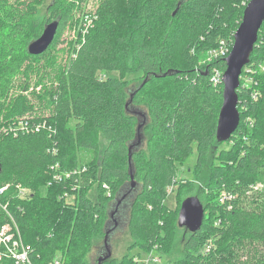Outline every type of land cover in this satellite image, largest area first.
<instances>
[{"label": "trees", "instance_id": "obj_1", "mask_svg": "<svg viewBox=\"0 0 264 264\" xmlns=\"http://www.w3.org/2000/svg\"><path fill=\"white\" fill-rule=\"evenodd\" d=\"M86 1L53 0V15L39 20L35 1L0 0V190L5 189L0 193V233L6 226L17 228L32 264H88L92 240L99 230L105 234L110 205L129 186L132 166L141 189L128 226L136 221L145 225L154 244L165 239L161 218L170 189L188 184L177 180L176 164L194 153L196 143L197 168L202 169L217 146L229 143L210 179L225 192L218 198L220 214L204 220L196 233L185 231L184 254L176 264H264V76L259 79L257 73L264 65V24L241 75L239 127L222 143L216 128L223 84L212 79L213 68L226 69V58L217 52L222 42L232 48L251 0H101L86 32L57 49L67 29L82 25ZM56 20L59 28L50 48L30 55L28 45ZM24 31L30 36L17 57L16 41ZM43 58L45 70L39 76L34 65ZM107 72L120 77L105 79ZM33 73L49 84L39 96L41 107L26 119L33 107L23 99L9 103L4 113L8 104L2 100L16 78ZM129 74L143 75L130 107L147 108L149 118L145 147L134 151L132 161L129 148L139 120L126 108L129 83L122 77ZM69 119L76 122L73 127ZM80 150L93 152V167L80 162ZM56 165L57 173L71 176L55 181ZM21 190L27 191L25 197ZM247 191L252 199L239 202L238 194ZM105 215L103 232L98 221ZM0 264L17 263L4 256ZM104 264L136 262L127 255Z\"/></svg>", "mask_w": 264, "mask_h": 264}, {"label": "rangeland", "instance_id": "obj_2", "mask_svg": "<svg viewBox=\"0 0 264 264\" xmlns=\"http://www.w3.org/2000/svg\"><path fill=\"white\" fill-rule=\"evenodd\" d=\"M15 1V0H10ZM24 1V0H23ZM26 1V0H25ZM29 1H35V3L38 4L40 15L39 20L43 19H49L53 13L50 12V3L53 0H29ZM101 0H87L82 6L83 11L87 15H83L81 22L83 21L82 25L79 26V24H75V26H72L71 28L67 29L62 37L61 44L58 45L57 49L66 48L70 42H74L78 38V34L82 33V35L86 32L89 25L93 23L97 19L96 16V10L98 7V4ZM3 17L4 12L0 13V34L2 37V33L4 31V25H3ZM81 28L83 29L81 32ZM30 36L28 32L24 31L17 39L16 43L18 44V51L16 53V56H20L23 52V47L25 44L26 38ZM0 37V43L3 42V38ZM70 47V46H69ZM62 55V53H60ZM64 56V60H65ZM10 59V57H9ZM45 62L46 58H43L36 62L34 65L35 68L40 69L39 76L42 75V73L45 70ZM259 72V73H258ZM260 79V75L264 76V65L260 67L257 71ZM140 74H132V75H123L124 81H127L129 83L128 88V95L130 94V91L134 90L138 85L139 81L141 80ZM118 78L120 77L118 72H107L103 73V78ZM249 77L245 76V79H248ZM260 83H262L260 81ZM49 88V84L46 82L42 83L40 79H38V74H31L30 78L26 79V77H21V75L16 78L14 87L9 94L7 99H3L8 105L6 106V110L4 113H6L10 108L11 105L9 103L17 101L18 104L22 102L23 99H26L29 105H32V109H30L28 112L26 111L24 118L29 119L31 116L36 113L35 111L41 107V102L39 101V96L44 94L46 92V89ZM260 87V92H261ZM261 94V100H264V93ZM142 112H147V108L140 107L139 108ZM35 110V111H34ZM34 111V112H33ZM43 110H41L42 112ZM43 113V112H42ZM45 113V112H44ZM43 113V114H44ZM34 116V115H33ZM75 121L73 119H69L67 125L70 127H73L75 125ZM145 137V136H144ZM147 140V137L144 138V142ZM105 144V142H103ZM230 148L229 143H223L217 146V148L214 149L212 152V156L207 164L204 165V167L197 168V156H198V150H197V144L194 145V153L182 164L177 163V180H187L188 184L186 186H182V189L179 190L178 186L175 188H171L169 191L168 197L165 199L163 204L168 208L166 210L165 217L161 218V221L163 225V234L165 239L163 240H157L152 244L153 242L150 241V238H153L152 232H146L147 229L144 225L142 228L141 224L139 222H134L133 226H128V220L129 215L131 214V207H125L120 210V212L116 215V220L118 221V227L115 229L114 234L112 233L111 236V245H112V253L113 257L116 259V261L121 262L124 260V258L129 255V257L132 258L133 263L136 262V264H176L179 259L184 254V246L187 240V234L185 233L186 230L178 227V218H179V212L181 209L182 202L188 198V197H197L201 200V202L206 205L207 210L205 213V223L208 219H214L215 217L219 216V212H217V209L219 208V200L218 198L223 199L225 192H220L216 190V186L214 185V182H212L210 179L212 177V173L214 168L217 165H221L223 163V153L224 151H228ZM81 152V163L84 165H87L89 167H93V163L96 162L95 155L93 152L88 150H80ZM222 157V158H221ZM231 155L227 156V158H230ZM215 158V159H214ZM88 167V168H89ZM87 167L84 168V170H88ZM262 187V186H261ZM97 188V184L94 183L91 189L89 190V194L93 197L95 195V191ZM249 195H252L251 192H242L239 193V202L242 201H250L252 198H249ZM223 202V201H222ZM149 206H146L144 208L148 209ZM139 213V212H138ZM143 213V212H141ZM115 215V214H114ZM145 215V214H143ZM136 216V215H135ZM137 217V216H136ZM107 215L100 218L98 221V225L100 229L103 231L104 223L106 222ZM110 216L108 214L107 222L110 221ZM138 220V219H137ZM106 222V223H107ZM142 222V221H141ZM111 227L113 226V223L110 221ZM140 224V225H139ZM161 225V224H160ZM104 232V231H103ZM137 235V236H136ZM105 234L99 230V234L93 238L92 240V248L91 251L87 255V261L88 264H96L97 259L99 257L100 251H102L104 240H105ZM163 237V238H164Z\"/></svg>", "mask_w": 264, "mask_h": 264}, {"label": "water", "instance_id": "obj_3", "mask_svg": "<svg viewBox=\"0 0 264 264\" xmlns=\"http://www.w3.org/2000/svg\"><path fill=\"white\" fill-rule=\"evenodd\" d=\"M264 24V0H251L246 6L242 22L234 36V44L229 56L225 59L226 69L223 73V102L220 108L216 138L218 142H227L240 124L239 96L238 90L241 85V75L243 69L250 63V57L258 42L259 32ZM59 28V21L48 23L39 38L28 45V53L32 56H40L47 52L55 40ZM135 89L130 91V100L126 103L128 114L136 116L139 120L135 140L129 148V159L132 161L134 151L145 147L146 138L144 127L149 118L148 112H142L139 108L130 107L134 98ZM145 136V137H144ZM135 171L130 166V183L125 190L118 195L109 208L111 224L108 221L105 226V240L102 251L99 253L96 264H104L107 260L113 258L111 234L118 227L116 215L121 209L131 207L133 200L141 189L135 181ZM206 207L197 197H188L182 204L179 212L178 226L187 232L196 233L201 230L205 220ZM115 214V215H114ZM130 221V215L128 225Z\"/></svg>", "mask_w": 264, "mask_h": 264}, {"label": "built area", "instance_id": "obj_4", "mask_svg": "<svg viewBox=\"0 0 264 264\" xmlns=\"http://www.w3.org/2000/svg\"><path fill=\"white\" fill-rule=\"evenodd\" d=\"M231 50L232 48L230 49L228 45L222 42L217 53L222 57L227 58L231 53ZM223 73L224 72H221L219 69L213 68V82L222 83ZM53 169H55L56 172L54 175L55 181H61L63 177L69 178L71 176L70 172L57 173L59 170V165H56ZM4 190L5 189L0 190V193H2ZM26 194V190H21L22 197H25ZM4 256L13 258L17 264H32L30 249L24 245L17 228L16 232H14L11 227L6 226L0 233V260Z\"/></svg>", "mask_w": 264, "mask_h": 264}]
</instances>
